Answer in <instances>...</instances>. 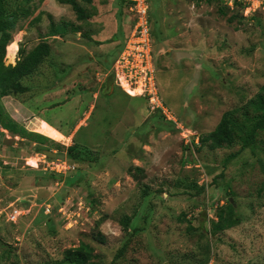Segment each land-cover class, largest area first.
Here are the masks:
<instances>
[{
    "label": "rangeland",
    "instance_id": "obj_1",
    "mask_svg": "<svg viewBox=\"0 0 264 264\" xmlns=\"http://www.w3.org/2000/svg\"><path fill=\"white\" fill-rule=\"evenodd\" d=\"M5 1L11 10L24 0ZM77 2L88 22L70 3L32 0L7 49L13 58L6 52V64H15L21 46L50 43V57L3 103L65 157H48L0 124V264H67L64 251L82 242L97 254L87 264H264V150L245 149L226 164L239 145L211 150L199 140L264 84V5L247 12L222 0H149L163 113L146 96L117 85L111 91L133 24L127 6L120 15L117 0ZM50 15L80 28L48 35ZM88 35L118 38L98 44ZM75 143L93 151L91 162L71 161L66 151ZM58 164L60 172L52 169ZM230 198L241 222L210 234V220ZM14 207L26 212L16 223L7 218ZM125 216L140 229L115 260L127 240Z\"/></svg>",
    "mask_w": 264,
    "mask_h": 264
},
{
    "label": "trees",
    "instance_id": "obj_2",
    "mask_svg": "<svg viewBox=\"0 0 264 264\" xmlns=\"http://www.w3.org/2000/svg\"><path fill=\"white\" fill-rule=\"evenodd\" d=\"M61 1L72 5L77 13V19L80 20V22H88L91 14L86 8L80 5L77 0ZM86 1L91 2L92 0ZM31 2L32 0H24L23 3L17 4L15 9L10 10L9 7L6 6V1L0 0V124L13 135H19L22 138L29 137L37 142L39 146H42L43 149H49V146L46 144H48V141H52V139L42 133L29 131L23 125H20L18 121L10 115L3 103V97L13 94L24 77L36 74L39 66L51 55L52 48L50 43L43 40L29 51L21 46L15 64H6L5 62L6 52L8 58L12 59L14 56L13 54H10L7 49L13 40V33L16 30L21 29L22 20L29 17L32 13ZM147 2L149 5V0H147ZM116 4L119 8L120 15H122L124 6H127V10L132 13L130 10L131 0H117ZM242 6L245 5L243 4ZM233 19L234 18L232 17L229 18L230 21ZM50 20L47 33L51 36L63 34L70 28L73 30L80 28L79 25H75L72 21H55L52 15H50ZM130 31L131 29L124 39L123 44L121 43L119 52L123 49ZM88 36L90 40H94L98 44L114 42L118 38V35H114L110 39L100 41L93 39L94 37L91 35ZM158 95L160 97L159 93ZM163 106L166 107L164 103ZM159 109L162 111V108ZM40 129L48 132L51 131L52 127L47 123L44 124L41 122ZM199 140L201 146H207L211 150L220 147H234L239 145L240 148L238 150L230 153L229 156L226 157V164L229 163L231 159L237 157L245 149L255 150L259 147L264 150V84L260 86L258 92L253 97L233 109L226 110L222 114L215 129L209 133L201 135ZM66 152L71 161H78L80 163H83L85 160L91 162V159L94 157L92 156L93 151L91 149L76 143L69 146ZM135 168L141 170L140 167L136 166ZM129 170L131 172V168ZM41 213L44 214L43 211ZM215 214V218L210 220V228L207 229V231L213 235H217L220 232L235 227L241 222L240 214L236 210L235 204L231 201V198L228 199L226 205H221ZM122 223L123 231L127 240L119 249L115 260H119L124 256L127 248H129L131 236L134 232L140 229L139 226L132 224V218L129 216H125L122 219ZM188 229L193 230L194 227L189 226ZM100 238L102 239V236H100ZM204 248L206 251L209 250L210 252V246L208 244L205 245ZM94 251V248L90 244L82 242L78 246L66 249L64 251L63 261L67 264H87L97 256ZM201 254H204L202 248ZM116 262L117 261H113L111 264H116Z\"/></svg>",
    "mask_w": 264,
    "mask_h": 264
},
{
    "label": "built area",
    "instance_id": "obj_3",
    "mask_svg": "<svg viewBox=\"0 0 264 264\" xmlns=\"http://www.w3.org/2000/svg\"><path fill=\"white\" fill-rule=\"evenodd\" d=\"M226 4L233 8L236 3H243L245 11L250 12L264 5V0H225ZM149 5L147 0H131L133 24L130 34L119 54V58L113 64L112 74L117 85L132 95L146 96L151 110L162 108V112L168 110L163 106L158 95L156 81V69L153 55L152 31L148 15ZM169 112V111H168ZM58 164L53 170L61 171L65 165ZM47 206L46 212H49ZM62 208H59L61 211ZM15 208L9 215V219L15 221L26 212H20Z\"/></svg>",
    "mask_w": 264,
    "mask_h": 264
},
{
    "label": "water",
    "instance_id": "obj_4",
    "mask_svg": "<svg viewBox=\"0 0 264 264\" xmlns=\"http://www.w3.org/2000/svg\"><path fill=\"white\" fill-rule=\"evenodd\" d=\"M44 152L50 158H64L65 157V154H63V153H56V152H53V151H51L49 149L48 150H45ZM231 201H232V198H231Z\"/></svg>",
    "mask_w": 264,
    "mask_h": 264
},
{
    "label": "clouds",
    "instance_id": "obj_5",
    "mask_svg": "<svg viewBox=\"0 0 264 264\" xmlns=\"http://www.w3.org/2000/svg\"><path fill=\"white\" fill-rule=\"evenodd\" d=\"M224 2L226 3V1L224 0ZM112 76H113V74H112ZM113 80H114V84L115 85H117V83H116V81H115V78H114V76H113ZM117 86H119V85H117ZM120 87V86H119ZM121 88V87H120ZM121 89H123V88H121ZM124 90V89H123ZM125 91V90H124ZM126 92V91H125ZM126 93H128V92H126ZM129 95H132V94H130V93H128ZM132 96H139V95H132ZM92 115V114H91ZM61 159V158H60ZM11 206H13V205H10V207ZM16 207H14L12 210H10V213L15 209ZM18 209V208H17ZM10 213L8 212V215H7V218L9 217V215H10ZM25 214H23V215H21V216H24ZM21 216H19L18 218H17V220H15V221H13V220H11V219H9L8 218V220H10V221H13V222H17L18 221V219L21 217Z\"/></svg>",
    "mask_w": 264,
    "mask_h": 264
},
{
    "label": "flooded vegetation",
    "instance_id": "obj_6",
    "mask_svg": "<svg viewBox=\"0 0 264 264\" xmlns=\"http://www.w3.org/2000/svg\"><path fill=\"white\" fill-rule=\"evenodd\" d=\"M113 82H114V81H113ZM115 86H116V85L110 86V88H111V91H113V90H114ZM110 88H109V89H110ZM90 117H93V115H90ZM66 154H67V152H66ZM28 163H30V162H28Z\"/></svg>",
    "mask_w": 264,
    "mask_h": 264
},
{
    "label": "crops",
    "instance_id": "obj_7",
    "mask_svg": "<svg viewBox=\"0 0 264 264\" xmlns=\"http://www.w3.org/2000/svg\"><path fill=\"white\" fill-rule=\"evenodd\" d=\"M80 128V125L75 129V130H78ZM58 129V128H57Z\"/></svg>",
    "mask_w": 264,
    "mask_h": 264
}]
</instances>
